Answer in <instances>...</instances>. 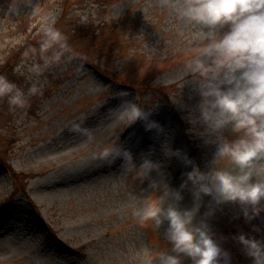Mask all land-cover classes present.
<instances>
[{
    "label": "rangeland",
    "instance_id": "374dc122",
    "mask_svg": "<svg viewBox=\"0 0 264 264\" xmlns=\"http://www.w3.org/2000/svg\"><path fill=\"white\" fill-rule=\"evenodd\" d=\"M173 2L0 0V73L28 86L48 22L75 53L43 74V94L30 107L13 111L0 100V264H156L155 251L169 247L167 222L143 226L134 209L153 194V181L159 192L165 183L181 190L180 207H191V182L181 185L194 165L210 168L216 148L193 122L202 101L195 29L171 12ZM103 24L114 26L102 33L95 27ZM108 38L113 44L102 45ZM125 100L145 107L149 120L129 125ZM151 121L159 127L149 129ZM121 145L137 168L145 158L159 167L143 178L117 158ZM105 147L114 152L103 156ZM199 204L196 218L232 264H252L237 237L264 238V212L248 220L243 205L206 194Z\"/></svg>",
    "mask_w": 264,
    "mask_h": 264
},
{
    "label": "clouds",
    "instance_id": "9594fccd",
    "mask_svg": "<svg viewBox=\"0 0 264 264\" xmlns=\"http://www.w3.org/2000/svg\"><path fill=\"white\" fill-rule=\"evenodd\" d=\"M170 9L195 29L192 73L199 83L202 101L193 122L204 126L202 135L216 148L210 168L202 171L194 165L181 185L184 188L191 182V207H180L181 190L165 183L159 192V185L153 181L155 191L142 198L134 215L143 226L154 223L160 227L167 222L164 238L169 247L160 246L155 251L156 264H184L186 259L191 264H232L231 254L215 238L207 221L196 218V213L201 194L211 196L216 204L243 205L248 220L264 212V0H174ZM78 14L82 22L88 21L86 13ZM31 55L36 59L27 67V87L0 73V100L7 98L13 111L30 107L31 97L43 94V74L71 61L75 53L67 34L53 21L43 26L39 47H34ZM123 105L129 125L149 120L150 112L137 101L125 100ZM147 127L159 124L151 121ZM119 147L117 158L123 156L126 165L138 169L143 178L159 167L145 158L137 168L131 151ZM113 152L114 147H105L102 155L107 157ZM187 162L193 163L190 159ZM237 239L252 264H264V238L241 233Z\"/></svg>",
    "mask_w": 264,
    "mask_h": 264
},
{
    "label": "trees",
    "instance_id": "16d2710c",
    "mask_svg": "<svg viewBox=\"0 0 264 264\" xmlns=\"http://www.w3.org/2000/svg\"><path fill=\"white\" fill-rule=\"evenodd\" d=\"M63 15H65V13H63ZM113 26L111 24H109V25H104L103 24V25H97L95 28L103 33L104 31H106L107 29H109V28H111ZM110 42H112V39H109V38L108 39H104V40L101 41L102 45H112L113 43H110Z\"/></svg>",
    "mask_w": 264,
    "mask_h": 264
}]
</instances>
